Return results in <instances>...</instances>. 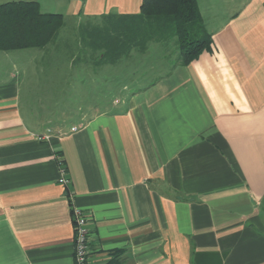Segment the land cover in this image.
I'll list each match as a JSON object with an SVG mask.
<instances>
[{
  "label": "crops",
  "instance_id": "obj_1",
  "mask_svg": "<svg viewBox=\"0 0 264 264\" xmlns=\"http://www.w3.org/2000/svg\"><path fill=\"white\" fill-rule=\"evenodd\" d=\"M13 1L77 26L142 3ZM197 3L211 34L197 59L128 65L131 86L77 122L27 111L0 55V264H73V207L89 264H264V0Z\"/></svg>",
  "mask_w": 264,
  "mask_h": 264
},
{
  "label": "trees",
  "instance_id": "obj_2",
  "mask_svg": "<svg viewBox=\"0 0 264 264\" xmlns=\"http://www.w3.org/2000/svg\"><path fill=\"white\" fill-rule=\"evenodd\" d=\"M200 20L197 0H142L136 14L109 13L80 22L78 52L84 62L116 70L123 64L126 70L128 60L146 57L150 43L174 41L178 57L173 65L186 66L211 44ZM64 26L63 15L42 12L36 1L0 3V52L37 49L48 54ZM60 44L70 50L67 40Z\"/></svg>",
  "mask_w": 264,
  "mask_h": 264
},
{
  "label": "rangeland",
  "instance_id": "obj_3",
  "mask_svg": "<svg viewBox=\"0 0 264 264\" xmlns=\"http://www.w3.org/2000/svg\"><path fill=\"white\" fill-rule=\"evenodd\" d=\"M7 1L13 0H0V3ZM216 8L220 9L221 18L224 15L221 9L225 6L220 3ZM200 23L202 24L201 21ZM77 29L74 21L65 17V26L57 43L49 47L50 53L27 49L8 55L18 63V68L24 73L20 88L21 105L27 111L33 112L37 118L51 121L53 124L77 122L95 109L109 108L110 101L119 96L115 94L118 90L114 92V89L124 84L131 86L130 72L123 69V64L116 70L110 66L103 67L92 62H84L76 43ZM65 40L68 41L70 50H66L65 46L60 44ZM3 54L0 52V55ZM78 56L81 58L78 59ZM176 57L178 52L174 41L164 45L150 43L146 57L142 60L130 59L128 64L144 65L140 70L143 72L151 70L152 64L166 66L168 61L174 62Z\"/></svg>",
  "mask_w": 264,
  "mask_h": 264
},
{
  "label": "built area",
  "instance_id": "obj_4",
  "mask_svg": "<svg viewBox=\"0 0 264 264\" xmlns=\"http://www.w3.org/2000/svg\"><path fill=\"white\" fill-rule=\"evenodd\" d=\"M59 168L58 183L67 185L70 180L66 176V168L62 161L59 162ZM72 222L74 227L73 264H89L87 218L80 208H72Z\"/></svg>",
  "mask_w": 264,
  "mask_h": 264
}]
</instances>
